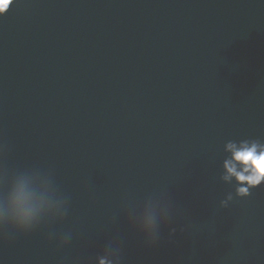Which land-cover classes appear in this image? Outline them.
Returning a JSON list of instances; mask_svg holds the SVG:
<instances>
[{
    "label": "water",
    "instance_id": "1",
    "mask_svg": "<svg viewBox=\"0 0 264 264\" xmlns=\"http://www.w3.org/2000/svg\"><path fill=\"white\" fill-rule=\"evenodd\" d=\"M245 142L264 146V0L0 7V264H264V182L225 179ZM18 191L41 205L26 230Z\"/></svg>",
    "mask_w": 264,
    "mask_h": 264
},
{
    "label": "clouds",
    "instance_id": "2",
    "mask_svg": "<svg viewBox=\"0 0 264 264\" xmlns=\"http://www.w3.org/2000/svg\"><path fill=\"white\" fill-rule=\"evenodd\" d=\"M9 4L13 0H7ZM4 0H0V7L3 6ZM7 8L4 9V11ZM227 149L232 152L233 161L243 165L241 171H237L235 164L231 161L225 163L227 175L225 179L235 177L238 183H244L247 186H242L237 189L239 195H247L249 187H256L264 182V146L256 143L248 144L242 143L239 148L235 144H228ZM27 197L21 192H14L10 195L8 206L11 210L10 215H6L5 219H11L17 228L26 230L34 222L36 213L41 205L39 204H26ZM156 224V217L149 216L142 219L140 222L141 230L151 235L154 233ZM99 264H111L106 258H101Z\"/></svg>",
    "mask_w": 264,
    "mask_h": 264
},
{
    "label": "snow or ice",
    "instance_id": "3",
    "mask_svg": "<svg viewBox=\"0 0 264 264\" xmlns=\"http://www.w3.org/2000/svg\"><path fill=\"white\" fill-rule=\"evenodd\" d=\"M10 5V4H9Z\"/></svg>",
    "mask_w": 264,
    "mask_h": 264
}]
</instances>
